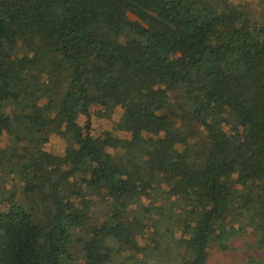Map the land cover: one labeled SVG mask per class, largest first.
<instances>
[{
    "label": "trees",
    "instance_id": "1",
    "mask_svg": "<svg viewBox=\"0 0 264 264\" xmlns=\"http://www.w3.org/2000/svg\"><path fill=\"white\" fill-rule=\"evenodd\" d=\"M96 106L122 109L112 133ZM1 137L0 264H208L249 232L264 249V20L229 0H0Z\"/></svg>",
    "mask_w": 264,
    "mask_h": 264
},
{
    "label": "rangeland",
    "instance_id": "2",
    "mask_svg": "<svg viewBox=\"0 0 264 264\" xmlns=\"http://www.w3.org/2000/svg\"><path fill=\"white\" fill-rule=\"evenodd\" d=\"M229 1L241 4L252 17L261 21L264 20V0ZM130 17L135 19L134 16ZM20 90L19 87L15 88L16 92ZM121 114V108H116L112 113L108 114L102 107H92L91 122L94 135L100 136L112 133L116 128V123ZM84 123L85 118H82V124ZM4 142L5 138L1 137V145H3ZM49 150L52 156L58 158L64 153V144L59 139L54 138L49 144ZM235 218L236 221H233L235 227L244 224L245 219L243 216L237 215ZM226 247V249H222L219 241L211 246L208 252V264H244L249 258H256L264 261V249L257 248L256 239H254L250 232L245 235L230 237L226 242Z\"/></svg>",
    "mask_w": 264,
    "mask_h": 264
}]
</instances>
